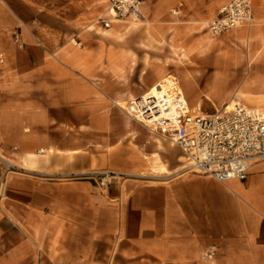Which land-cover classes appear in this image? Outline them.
Here are the masks:
<instances>
[{"label": "crops", "instance_id": "1", "mask_svg": "<svg viewBox=\"0 0 264 264\" xmlns=\"http://www.w3.org/2000/svg\"><path fill=\"white\" fill-rule=\"evenodd\" d=\"M250 1L254 21L218 37L161 23L158 3L146 53L138 25L99 28L103 0H0V157L17 168L0 164V264H264V160L244 180L195 174L123 107L172 74L191 108L264 104V0Z\"/></svg>", "mask_w": 264, "mask_h": 264}, {"label": "built area", "instance_id": "2", "mask_svg": "<svg viewBox=\"0 0 264 264\" xmlns=\"http://www.w3.org/2000/svg\"><path fill=\"white\" fill-rule=\"evenodd\" d=\"M103 1L106 16L99 18L97 25L108 30L116 21L140 18L147 0ZM253 21L250 0H229L217 9L206 29L212 37H218ZM166 79L155 85L163 91L159 97L147 91L125 107L127 114L178 147L184 155V169L219 183L244 180L251 165L264 160V111L240 104L229 111L223 105L213 114H196L190 110L177 80L171 76ZM162 82L163 88L159 86ZM0 164L3 177L17 172L1 157ZM212 257L213 251H205L201 259L212 261Z\"/></svg>", "mask_w": 264, "mask_h": 264}, {"label": "rangeland", "instance_id": "3", "mask_svg": "<svg viewBox=\"0 0 264 264\" xmlns=\"http://www.w3.org/2000/svg\"><path fill=\"white\" fill-rule=\"evenodd\" d=\"M158 3H164V5H167L168 6V9H169V14L172 15V11L174 10H180L182 8H184L187 12V15H183L182 17L178 14V16H180L181 18L177 19L174 21L173 17H171V15H169L168 19H164V17L161 19H159L161 21V23H163L165 20L168 22V23H175L176 25H183V26H186V25H191L193 27H198L199 29H205L206 26H207V23L212 19L213 17V14L215 12V8L214 7V0H147V7H148V12L144 15L142 13V16L139 18L141 20L142 23H137V25L140 27V31L136 33L137 36H139L140 38H138L141 42V47H142V51L146 52L148 51V45H149V32L147 30V27L148 25L150 24V9L152 8H155L158 4ZM182 4V5H181ZM175 6V7H174ZM100 9H101V6H99ZM158 7V6H157ZM185 12V13H186ZM96 15L93 17L92 19V22L90 24H88L87 26L90 27V26H95V20H96ZM160 21H158V24H161ZM115 27V24L112 26V29ZM236 29V28H235ZM203 31H206L203 30ZM229 40L226 41L225 43H220V48L222 50H226L228 48V45H229ZM207 46H204V48H206ZM207 49V48H206ZM261 52L263 51L264 52V49H260ZM244 53L246 54V47H244ZM246 56V55H245ZM260 56V55H259ZM172 77H174L177 82H178V86H180L179 88H181V84H180V81L179 79H177L175 77V75L172 74ZM204 83L205 88H207L206 90H202V95H201V98L202 99H208V98H212L211 95H209L210 91H211V88H212V82L210 80H205L202 82V84ZM180 84V85H179ZM182 94L184 96V98L186 99L185 95H184V92L182 91ZM231 98H234V97H231ZM231 98L226 102V104L231 100ZM239 98V96H238ZM240 99H246V96H241L240 95ZM187 100V99H186ZM238 102L243 105V106H246V107H256V108H259L261 110L264 111V107L261 105V104H256V105H247L245 103H242L239 99H237ZM189 106V104H188ZM223 106H220L219 108L217 107V109H215L213 106H212V110L210 111H205L203 109V107H201V111L200 112H197V111H193L194 109L190 108L191 111L195 112L196 114H201V115H210V114H213L216 110H220Z\"/></svg>", "mask_w": 264, "mask_h": 264}, {"label": "bare ground", "instance_id": "4", "mask_svg": "<svg viewBox=\"0 0 264 264\" xmlns=\"http://www.w3.org/2000/svg\"><path fill=\"white\" fill-rule=\"evenodd\" d=\"M126 22H128V23H130L132 25H137L138 22L139 23H142L141 20L139 19V17L136 18V19L127 20ZM115 23H123V22L116 21ZM107 32L108 33H111V30L110 31H107ZM166 81H168V79H166L163 82H166ZM163 82L161 84H159L160 87H162ZM150 90H151V92L149 93V95L152 94V95L157 96V97H159L163 93V91L162 92L160 91V89L158 88V86H153ZM260 103L261 102H258V104H260ZM236 105H240V103L238 102V100L236 98H232L227 104L224 105V107L226 106L227 107V110L229 111V110H231L233 108V106H236ZM261 105L264 107V104H261ZM123 107H126V106L124 105ZM193 109H194L193 111H197V112H200L201 111V108L198 107V106L194 107ZM155 119L157 120L158 118L155 117Z\"/></svg>", "mask_w": 264, "mask_h": 264}]
</instances>
